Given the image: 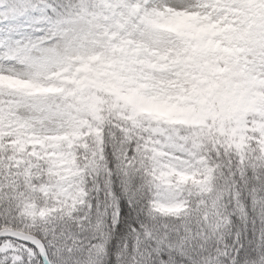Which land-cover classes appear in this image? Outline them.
Here are the masks:
<instances>
[{
  "label": "snow or ice",
  "instance_id": "snow-or-ice-1",
  "mask_svg": "<svg viewBox=\"0 0 264 264\" xmlns=\"http://www.w3.org/2000/svg\"><path fill=\"white\" fill-rule=\"evenodd\" d=\"M0 264H264V0H0Z\"/></svg>",
  "mask_w": 264,
  "mask_h": 264
}]
</instances>
